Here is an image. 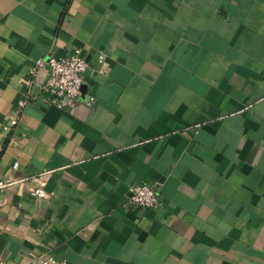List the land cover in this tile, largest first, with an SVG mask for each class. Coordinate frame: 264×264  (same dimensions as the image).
Returning <instances> with one entry per match:
<instances>
[{
	"label": "crops",
	"instance_id": "0c3cea01",
	"mask_svg": "<svg viewBox=\"0 0 264 264\" xmlns=\"http://www.w3.org/2000/svg\"><path fill=\"white\" fill-rule=\"evenodd\" d=\"M48 49L88 62L63 107L23 81ZM40 172L0 192L11 264H264V0H0V175Z\"/></svg>",
	"mask_w": 264,
	"mask_h": 264
},
{
	"label": "built area",
	"instance_id": "2783aa9c",
	"mask_svg": "<svg viewBox=\"0 0 264 264\" xmlns=\"http://www.w3.org/2000/svg\"><path fill=\"white\" fill-rule=\"evenodd\" d=\"M88 62L79 49L68 54H56L48 49L45 55L34 58L23 81L31 93V89L40 91L44 99L57 106L68 105L69 100L78 99L82 93V83ZM43 73V79L39 74ZM28 93V94H29ZM26 98L18 101L22 107ZM95 102L94 96L86 98V104ZM16 123V117L9 119V125ZM12 168H17L18 161L14 160ZM28 183H30L28 185ZM15 186L18 193L28 191L31 195L44 197L47 194L46 176L44 172L29 176L15 177L13 175H0V192L8 187ZM160 203L159 192L156 187L147 182H137L128 188L125 205L133 204L142 208H149ZM0 264H11L0 254ZM27 264H64V260L55 258L50 253H36L32 255Z\"/></svg>",
	"mask_w": 264,
	"mask_h": 264
},
{
	"label": "water",
	"instance_id": "95a60500",
	"mask_svg": "<svg viewBox=\"0 0 264 264\" xmlns=\"http://www.w3.org/2000/svg\"><path fill=\"white\" fill-rule=\"evenodd\" d=\"M82 89H83V83H82Z\"/></svg>",
	"mask_w": 264,
	"mask_h": 264
}]
</instances>
